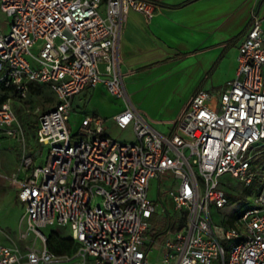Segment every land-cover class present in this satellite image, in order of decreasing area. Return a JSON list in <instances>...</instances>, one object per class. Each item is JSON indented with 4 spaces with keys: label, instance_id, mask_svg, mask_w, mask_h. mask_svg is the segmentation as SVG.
I'll list each match as a JSON object with an SVG mask.
<instances>
[{
    "label": "built area",
    "instance_id": "2783aa9c",
    "mask_svg": "<svg viewBox=\"0 0 264 264\" xmlns=\"http://www.w3.org/2000/svg\"><path fill=\"white\" fill-rule=\"evenodd\" d=\"M130 10L154 14L150 0H0L10 20L8 31L0 30V137L21 140L16 108L33 87L55 96L33 134L49 146L45 162L34 163L41 152H24V177L13 178L40 245L23 252L0 244V264H264V184L255 205L230 221L218 217L229 204L222 178L250 187L254 151L264 145L259 15L252 12L240 40L235 77L217 91L198 88L171 132L156 130L129 104L112 120L131 127L134 141H116L106 119L93 114L81 115L72 132L77 93L102 85L111 97L124 96L118 42ZM152 179L175 217L149 196ZM159 213L168 218L160 241L147 235ZM48 225L67 228L76 247L51 251ZM154 244L162 255L151 261Z\"/></svg>",
    "mask_w": 264,
    "mask_h": 264
},
{
    "label": "crops",
    "instance_id": "0c3cea01",
    "mask_svg": "<svg viewBox=\"0 0 264 264\" xmlns=\"http://www.w3.org/2000/svg\"><path fill=\"white\" fill-rule=\"evenodd\" d=\"M150 1V18L130 10L122 22L118 53L124 96L113 98L102 85L75 96L89 90L106 97L108 105L97 100L101 114L89 113L106 123H113L112 116L129 104L152 127L159 125L164 130L160 132L168 133L198 88L217 91L235 77L238 46L252 12L264 29V0ZM0 15V30L8 31L10 20ZM20 171L23 178L24 170L17 167Z\"/></svg>",
    "mask_w": 264,
    "mask_h": 264
},
{
    "label": "rangeland",
    "instance_id": "374dc122",
    "mask_svg": "<svg viewBox=\"0 0 264 264\" xmlns=\"http://www.w3.org/2000/svg\"><path fill=\"white\" fill-rule=\"evenodd\" d=\"M0 23H3L1 15ZM99 67L103 69V63H99ZM97 100L108 105L106 97L95 93L91 94L89 90H86L85 94L73 98L75 110L71 113L69 120L72 132L78 129V118L81 115L89 114L92 111L101 114V109L96 105L98 103ZM54 103L55 96L49 87H36L29 93L27 99L22 101V104L16 108L21 126V140L15 138L10 143H7V137L3 136L0 138V244L16 246L23 252L29 247L39 246L40 244L34 233L27 227L24 205L17 197V186L13 183V178H21L23 175L22 171L17 172V167H19L24 152L30 154L41 152L42 155L36 157L34 163L41 165L45 162L49 146L37 144L33 134L39 114ZM105 127L106 133L116 141H134L135 135L131 127L121 129L110 120L107 121ZM153 127L158 131H164L159 125H153ZM251 169L255 173V177L250 187H245L242 182L228 176L222 178L223 185L229 195V204L219 210L221 212L219 215V211L215 209L214 213L216 216L218 215L221 218L225 215L230 221L234 213L243 212L248 206L256 204L255 194L258 193L261 185L264 184V145L254 151ZM148 193L150 197L158 199L159 205L164 207L168 217H175L172 201L166 195V192L158 190L157 179L150 181ZM167 220L168 218L163 216V214H157L147 232L148 237L157 238L160 241L162 233L167 226ZM43 231L46 235L52 232L53 236L49 238L48 242L52 248L57 250L61 247L60 245H63L60 248L61 250L71 251L73 249L74 244L73 242L70 243L67 229L56 225H48L43 228ZM161 255L162 248L160 244L152 245L149 259L155 261Z\"/></svg>",
    "mask_w": 264,
    "mask_h": 264
},
{
    "label": "trees",
    "instance_id": "16d2710c",
    "mask_svg": "<svg viewBox=\"0 0 264 264\" xmlns=\"http://www.w3.org/2000/svg\"><path fill=\"white\" fill-rule=\"evenodd\" d=\"M36 87H33L32 88V90H34ZM37 88H39V87H37ZM238 213L239 212H237V213H234V216H232V218H235L237 215H238ZM53 235H52V232L48 235V238H47V242H46V244H47V247L51 250V251H53V252H56V253H64V252H69V251H67V250H61L60 248L63 246V245H60L61 247L59 248V249H54V248H52L51 247V245L48 243L49 242V238L50 237H52ZM72 241H71V239H70V243H71ZM76 247V245L74 244V247H73V249ZM72 249V250H73Z\"/></svg>",
    "mask_w": 264,
    "mask_h": 264
}]
</instances>
